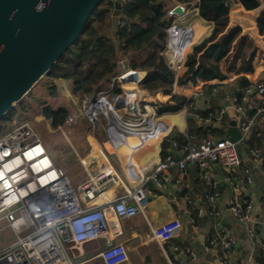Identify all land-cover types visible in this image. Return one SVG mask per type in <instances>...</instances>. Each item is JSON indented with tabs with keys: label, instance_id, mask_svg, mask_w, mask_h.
Returning <instances> with one entry per match:
<instances>
[{
	"label": "built area",
	"instance_id": "2783aa9c",
	"mask_svg": "<svg viewBox=\"0 0 264 264\" xmlns=\"http://www.w3.org/2000/svg\"><path fill=\"white\" fill-rule=\"evenodd\" d=\"M172 8L168 13L175 17ZM194 11L198 14L196 7ZM193 34L190 27L175 22L166 28L164 56L175 80L169 90H159L168 95L162 109L176 102L179 96L184 97L182 108L186 117L191 107L205 108L196 107L192 102L193 97L200 96L203 85L212 84V92L218 94L219 85L226 82L228 77V80L230 77H239L234 71H223L217 77L196 85L179 84L177 76L183 71V62L192 45ZM119 63L122 64L119 73L112 79L118 90L115 92L111 86L93 98L84 97L80 103V113L70 111L59 126L60 131L71 128L82 114L92 127L109 124L122 135L142 134L145 140L155 135V113L147 109L151 105L150 100L156 98L155 92L139 86L143 71L128 67L125 59ZM129 72L134 73V81H123L122 78ZM250 82L252 85L246 91L253 93L254 97L242 98L247 107L232 94L217 111L194 115L199 125L219 126L222 115L231 110L241 133L238 141L229 140L226 133L220 138L207 137L198 142L186 138L182 145L173 140L172 152L151 168H137L139 173L142 172L137 185L124 186L112 167L103 165L87 170L85 179L76 189L64 169L55 164L40 133L30 122L18 124L1 135L0 264L125 263L129 257L128 249L123 242L115 240L122 235L121 220L131 218L138 212L144 214L148 203L145 189L147 181L151 180L160 186L172 179L170 169L175 168L177 176L173 179L175 183L182 184L189 165H196L201 177L214 189L208 196L210 214H214L216 209V190L220 181L213 179L207 169L209 165L216 164L227 171L225 183L231 191L229 210L243 225L245 237L255 239L259 221L253 215V199L239 197L240 189L255 181L254 165L261 169L264 184V139L262 149L245 143L252 131L264 126V79ZM120 144V141L113 143L115 146ZM115 182L123 185L124 193L113 195L107 192ZM185 198L188 199V196L185 195ZM203 211L197 208L196 216H202ZM181 227L180 218L174 217L150 226V231L157 242L163 243L176 235ZM89 243L95 245L96 252L85 257L88 250L83 248ZM236 245V237L221 230L206 238L202 250L215 253L218 264H231ZM186 252L190 260L197 259L193 249L187 248ZM261 255L264 257V246ZM236 264L259 263L249 254Z\"/></svg>",
	"mask_w": 264,
	"mask_h": 264
},
{
	"label": "crops",
	"instance_id": "0c3cea01",
	"mask_svg": "<svg viewBox=\"0 0 264 264\" xmlns=\"http://www.w3.org/2000/svg\"><path fill=\"white\" fill-rule=\"evenodd\" d=\"M263 5L264 0H261L260 6L252 9V23L254 26H257L256 17ZM190 14L194 15L192 20L189 18ZM196 15L193 7L185 10V14L173 18L175 23L187 25L193 30L192 45L189 51L194 44L207 37L212 30V24H209L208 21L198 16V14ZM250 33L254 37L255 48L250 52V40L245 38L248 45L242 51V54L245 56L253 53L250 67L243 68L239 57L232 69L228 70L224 63L220 73L223 71H234V74L238 73L239 76L243 75L252 82L264 79V38L260 37L262 35L257 34L255 30L251 29ZM238 44L234 42V46ZM228 78L226 82L219 85L218 94L212 92V84L203 85L200 88V96L192 98L193 104L196 107H208L212 101L218 109L221 105L226 104L233 94L230 91V87L234 85L237 79L230 77V80H228ZM206 85H211V87L205 90L204 87ZM155 95L156 98L154 101L150 100L151 105L147 108L148 111L155 113V122L157 125V132L151 139L145 140L142 134L136 136L122 135L109 124H99L87 132H82L76 128L78 125L77 121L80 117H83L81 115L71 127L72 129L76 128L74 132L61 131L68 143L70 142L68 134L75 135V139L72 142L75 145L77 143V145L74 147L70 143V146L75 152L74 155H76V161L72 164L76 166H73L70 170H75L76 167L78 169L81 168L84 175V178L81 180L75 178L74 172H69V163H62L57 158L58 166L63 169L65 168L64 171L71 183L77 184L78 186L85 179L87 170L106 165L112 167L119 175L124 186L137 185L142 175V172L139 173L137 168H151L159 160L164 158L163 153L167 155L172 152V146L163 147L164 138L172 131H177V133H182L187 136V117L184 114L183 106L177 111L170 110V107L175 102L169 104L166 109L161 108L163 103L168 100L167 94L166 96L161 91H155ZM70 111L76 110L74 107H71ZM227 115L230 119H233L234 114L231 110H228ZM56 129H59V127ZM114 141H120L121 144L115 146L113 145ZM46 147L50 151L52 158L56 156L51 152V147L48 145ZM252 169L255 181L251 185H244L240 189V196H238L253 199V215L259 221L255 239L250 240L245 237L243 225L232 216L229 210L228 202L231 191L225 183V177L227 175L225 169H222L216 164L209 165L207 169L208 174L213 179L220 181V185H218L216 190L218 191L215 203L216 209L214 214H210L208 210V196L212 194V191L195 189L190 197L189 193H185L183 190V188L190 189L192 182L195 185L194 179L197 178L196 167L194 165L188 166L182 184L175 183L173 177L177 176V170L171 168L170 173L172 179L168 182H164L160 186L151 180L146 182L145 189L148 203L145 207L144 214L138 212L131 218L121 220L122 235L116 237L115 240L123 242L128 249V260L123 264H218L215 253L203 252L202 246L208 236L215 235L221 230L230 232L236 237L237 245L231 264H236L249 254L253 255L256 262H258L257 257H261L263 260L262 264H264V257L261 255V249L264 246V184L262 183L261 169L256 165ZM198 171L201 177L199 168ZM124 191L123 185L115 182L107 192L113 195H120ZM185 195L188 196V199L185 198ZM192 208L196 209L194 215L191 213ZM197 208L204 209L203 215L200 217L196 216ZM174 217L180 218L182 227L169 240L163 243L157 242L151 235L150 226L159 225ZM192 219H195V221L192 222ZM84 247L88 250L85 257L95 254V245L92 243ZM187 248L193 249L197 253V259L195 261L190 260L189 254L186 252Z\"/></svg>",
	"mask_w": 264,
	"mask_h": 264
},
{
	"label": "trees",
	"instance_id": "16d2710c",
	"mask_svg": "<svg viewBox=\"0 0 264 264\" xmlns=\"http://www.w3.org/2000/svg\"><path fill=\"white\" fill-rule=\"evenodd\" d=\"M114 1L102 0L97 5L81 34L51 67L46 75L51 80L46 85L50 94L57 91L54 79L69 80L71 94L78 102H81L84 97L93 98L98 92L107 90L111 86L116 92L117 85L112 79L119 73L121 59H125L128 67L144 72L139 81L142 89L149 92L169 90L175 76L167 65L164 49L166 28L174 23V16L169 15L168 12L176 3H183L186 8L197 7L198 15L212 23L211 33L194 44L186 53L183 72L177 76L179 84L188 86L215 78L220 74L223 63L228 70L232 69L239 57L243 68L250 67L253 53L248 56L242 54L243 49L248 45L246 39H242L237 46H234L241 27L237 25L228 28L229 10L236 2H239L236 5L241 4L245 9L252 10L260 6L261 0H121L120 10L116 14L113 13ZM256 24L258 33L264 38V5L256 17ZM250 85L252 83L249 79L242 75L237 77L230 91L243 104L244 96L254 97L253 93L246 91ZM210 87L211 85H206L204 89L207 90ZM37 100L42 117L52 129L62 125L71 110L68 104H58L53 107L49 103L43 104L44 100L39 101V98ZM183 102L184 97L179 96L170 110H179ZM210 103L203 109L191 107L187 116V136L172 131L164 138L163 147L171 146L173 140L182 145L186 138L191 142H198L207 137H222L230 121L227 113L222 115L219 126L199 125L194 118L195 114L207 115L209 112L218 110L212 101ZM243 105L246 106V104ZM13 113L29 121L36 111L31 107L30 101L23 99L2 120L9 119ZM77 122V129L82 132L92 128L83 117H80ZM263 139L264 126L252 131L245 143L247 146L262 149ZM43 142L46 144L45 141ZM165 156L166 153H163V157ZM53 160L59 165L56 156H53ZM194 166L197 172V178L194 179L195 185L192 182L190 189L183 188L184 192L189 193L190 197L195 189H207L213 192L214 189L200 177L197 166ZM191 213L194 215L196 209L192 208ZM257 260L259 264H262L261 257H257Z\"/></svg>",
	"mask_w": 264,
	"mask_h": 264
},
{
	"label": "water",
	"instance_id": "95a60500",
	"mask_svg": "<svg viewBox=\"0 0 264 264\" xmlns=\"http://www.w3.org/2000/svg\"><path fill=\"white\" fill-rule=\"evenodd\" d=\"M101 1L0 0V120L48 74L81 34ZM120 1H114V14L120 10ZM171 12L182 15L184 9L176 4ZM252 18L253 11L241 5L229 11V28L242 27L235 43L248 38L250 52L255 48L250 30L259 34ZM122 79L133 82L134 73L129 72ZM225 133L231 141L240 139L235 119H230Z\"/></svg>",
	"mask_w": 264,
	"mask_h": 264
},
{
	"label": "rangeland",
	"instance_id": "374dc122",
	"mask_svg": "<svg viewBox=\"0 0 264 264\" xmlns=\"http://www.w3.org/2000/svg\"><path fill=\"white\" fill-rule=\"evenodd\" d=\"M237 3H239V2L234 3L231 6L230 10L234 7H237V5H236ZM176 4H179V5L182 4L185 7V5L183 3H176ZM176 4H174V5H176ZM187 9H191V8L185 7V10H187ZM195 15H196V13H195ZM193 17H194V15L190 14V17H189L190 20H192ZM208 23L212 24L209 21H208ZM50 81L51 80L49 77L43 76L38 81V83L33 87V89L29 92V94L24 98L26 101H30L31 107H33L34 110L36 111L35 114H32L33 115L32 119H30L28 122H30L31 125L40 133L41 137L47 143V145L52 148L51 152L56 155L58 160L62 163L65 162V164L69 163L68 169L70 170V169H72L73 166H76V165L72 164V163H75V161H76V155H74L75 152L72 149V147L70 146V143H72V145L74 147H76V145H77V143L75 145L74 142H72V140L75 139V135L70 134V133L68 134V136L70 137L69 138L70 142L68 143L65 140L61 131H59V129H51L49 126V123L47 121H45L41 115V107L38 104L37 99L39 98V101L44 100L43 104L49 103L53 107L57 106L58 104H68L71 107H74L78 114L81 111V105L78 102V100L76 99V97L71 94V90H70L71 87H70V81L69 80L54 79L53 82L55 83V85L57 87V91H55L54 94H50L49 90L46 88L47 83L49 84ZM81 116H82V114H81ZM25 121H27V120L21 119L17 116V113H13L9 119L0 121V136L5 134L9 130L13 129L18 124H21ZM69 128L70 127H67L66 128L67 130L65 129L64 131L65 132H74L77 127L75 129H72V128L69 129ZM97 132L100 134L99 131H97ZM69 172L70 173L74 172L75 178H78L79 180L84 178V175L82 173L81 168L78 169L76 167L75 170H70ZM72 184L77 189V184H74V183H72ZM84 249L86 250L87 248L84 247Z\"/></svg>",
	"mask_w": 264,
	"mask_h": 264
},
{
	"label": "bare ground",
	"instance_id": "6f19581e",
	"mask_svg": "<svg viewBox=\"0 0 264 264\" xmlns=\"http://www.w3.org/2000/svg\"><path fill=\"white\" fill-rule=\"evenodd\" d=\"M237 6H239V5H237Z\"/></svg>",
	"mask_w": 264,
	"mask_h": 264
}]
</instances>
